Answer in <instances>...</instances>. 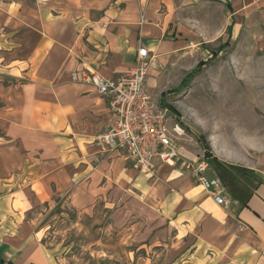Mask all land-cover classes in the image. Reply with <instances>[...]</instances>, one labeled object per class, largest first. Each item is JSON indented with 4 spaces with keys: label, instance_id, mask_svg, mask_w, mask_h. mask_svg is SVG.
<instances>
[{
    "label": "crops",
    "instance_id": "1",
    "mask_svg": "<svg viewBox=\"0 0 264 264\" xmlns=\"http://www.w3.org/2000/svg\"><path fill=\"white\" fill-rule=\"evenodd\" d=\"M200 2L222 11L228 33L245 24L264 37V0H0V264H59L21 219L52 186L67 189L64 152L75 154L86 170L97 154L118 156L115 164L124 170L123 151L95 143L92 154L91 140L79 146L80 138H96L113 122L107 97L82 81L84 72L117 78L141 46L153 56L150 70L176 56L189 47L190 11ZM87 116L94 118L89 128L75 125ZM161 165L167 164L156 162L155 169ZM209 169L212 177L202 175L218 180L213 189L224 204L188 171L177 190L148 185L149 199L177 232L202 242L204 264H264V176L254 172L247 192L238 194Z\"/></svg>",
    "mask_w": 264,
    "mask_h": 264
},
{
    "label": "rangeland",
    "instance_id": "2",
    "mask_svg": "<svg viewBox=\"0 0 264 264\" xmlns=\"http://www.w3.org/2000/svg\"><path fill=\"white\" fill-rule=\"evenodd\" d=\"M221 13L211 4H193L189 47L149 71L148 91L184 128L178 141L184 157H209L210 162L216 159L225 166L251 169L260 178L264 176V37L258 28L245 24L236 34L228 33ZM248 27L253 28L251 33ZM222 43L226 44L221 49ZM93 122L87 116L74 123L89 128ZM36 140L48 143V138ZM85 140H91L87 146L92 154L96 152L93 136L80 138L81 149ZM97 155L90 158L86 170L75 154L64 152L67 189L52 186L51 194L44 201L34 200L21 219L31 226V233L35 231L40 244L54 250L59 264H204L208 260L202 242L193 240L195 234L184 237L183 230L177 232L149 199L148 185L155 181L176 190L186 182L188 173L181 164L158 166L143 180L144 174L128 159L122 170L115 164L118 156ZM230 170L240 183H253L248 172L244 177L239 168ZM201 174L213 176L210 169Z\"/></svg>",
    "mask_w": 264,
    "mask_h": 264
},
{
    "label": "built area",
    "instance_id": "3",
    "mask_svg": "<svg viewBox=\"0 0 264 264\" xmlns=\"http://www.w3.org/2000/svg\"><path fill=\"white\" fill-rule=\"evenodd\" d=\"M152 57L141 46L134 62L117 78L90 70L84 72L82 81L92 84L98 94L107 97L113 117L108 130L95 138L96 144L100 148L123 151L134 168L144 174L153 173L156 162L181 164L212 193L216 204H224V197L214 190L218 180L201 174L209 166L208 159H189L182 155L178 141L184 128L170 116L167 107L160 106L149 94L147 81ZM71 78L77 80L76 72L71 73Z\"/></svg>",
    "mask_w": 264,
    "mask_h": 264
},
{
    "label": "trees",
    "instance_id": "4",
    "mask_svg": "<svg viewBox=\"0 0 264 264\" xmlns=\"http://www.w3.org/2000/svg\"><path fill=\"white\" fill-rule=\"evenodd\" d=\"M226 43H222L221 49L225 46ZM206 156H210L207 155ZM207 159H209V157H206ZM209 161V160H208ZM209 164L212 168H214V170L216 169V172L218 173V175L220 176V178L222 179L223 183L227 186L230 187V189L232 190V192L234 193H240V194H244L245 192H247L248 190V184L247 183H240V179L230 170L231 168H235V169H240L243 174L244 177H246V172H248V178H254L255 179V175L253 170L251 169H247V168H243L240 166H225L223 164V162H218L216 161V159H213V162L209 161ZM238 167V168H237ZM230 168V169H229ZM249 182V181H248ZM250 183V182H249Z\"/></svg>",
    "mask_w": 264,
    "mask_h": 264
},
{
    "label": "bare ground",
    "instance_id": "5",
    "mask_svg": "<svg viewBox=\"0 0 264 264\" xmlns=\"http://www.w3.org/2000/svg\"><path fill=\"white\" fill-rule=\"evenodd\" d=\"M226 157H230L231 158V156H229V155H226Z\"/></svg>",
    "mask_w": 264,
    "mask_h": 264
}]
</instances>
